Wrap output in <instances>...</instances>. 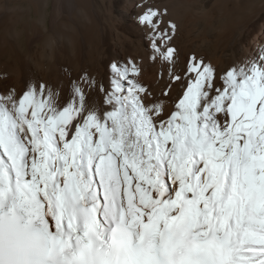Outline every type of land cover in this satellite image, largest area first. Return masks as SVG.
<instances>
[{"label": "snow or ice", "instance_id": "obj_1", "mask_svg": "<svg viewBox=\"0 0 264 264\" xmlns=\"http://www.w3.org/2000/svg\"><path fill=\"white\" fill-rule=\"evenodd\" d=\"M167 80L113 61L0 86V264H264V49L218 68L139 0Z\"/></svg>", "mask_w": 264, "mask_h": 264}, {"label": "bare ground", "instance_id": "obj_2", "mask_svg": "<svg viewBox=\"0 0 264 264\" xmlns=\"http://www.w3.org/2000/svg\"><path fill=\"white\" fill-rule=\"evenodd\" d=\"M0 0V86L35 79L58 82L87 71L104 79L113 61H142L140 79L157 94L160 65L148 29L137 22L139 0ZM166 6L180 26L177 70L195 53L218 68L264 49V0H148ZM32 11L33 15H29Z\"/></svg>", "mask_w": 264, "mask_h": 264}, {"label": "rangeland", "instance_id": "obj_3", "mask_svg": "<svg viewBox=\"0 0 264 264\" xmlns=\"http://www.w3.org/2000/svg\"><path fill=\"white\" fill-rule=\"evenodd\" d=\"M13 2H15V4L21 5V6H25L28 8L32 9L31 4H28L27 2H23V3H19V0H12ZM29 15H33L32 11L29 13Z\"/></svg>", "mask_w": 264, "mask_h": 264}]
</instances>
